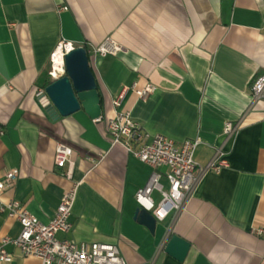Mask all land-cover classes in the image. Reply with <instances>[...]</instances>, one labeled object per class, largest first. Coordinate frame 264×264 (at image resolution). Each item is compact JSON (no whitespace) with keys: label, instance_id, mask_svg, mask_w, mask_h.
<instances>
[{"label":"crops","instance_id":"obj_1","mask_svg":"<svg viewBox=\"0 0 264 264\" xmlns=\"http://www.w3.org/2000/svg\"><path fill=\"white\" fill-rule=\"evenodd\" d=\"M61 39L87 49L99 120L81 109L51 120L35 97L50 80L49 55ZM105 39L120 50L94 55ZM259 75L264 0H0V177L17 172L1 199L50 221L70 187L54 164L62 142L72 149L73 180L80 184L71 229L57 238L116 243L127 264H264V236L251 232L264 228V104L250 97ZM133 83L155 89L142 100ZM123 87L129 89L121 109L147 133L176 143L199 137L198 163L215 148L228 163L204 177L170 228L172 213L153 233L133 219L135 192L151 168L112 145L105 127ZM225 122L238 126L233 138L223 135ZM151 196L160 199L156 190ZM18 232L19 224L0 213V240ZM173 233L190 244L183 261L164 251ZM6 250L13 258L0 264H40L11 245Z\"/></svg>","mask_w":264,"mask_h":264},{"label":"built area","instance_id":"obj_2","mask_svg":"<svg viewBox=\"0 0 264 264\" xmlns=\"http://www.w3.org/2000/svg\"><path fill=\"white\" fill-rule=\"evenodd\" d=\"M75 47L76 45L70 41L63 39L58 41L49 55L50 80L65 74L64 56ZM119 50L120 46L111 39H105L92 48L93 54L99 56L115 55ZM130 88L142 100L155 89L150 84L138 89L135 83ZM128 89L123 87L111 100L114 114L104 120L105 127L112 145H121L151 168L147 181L136 190L134 198L138 207L149 212L156 222L164 221L172 213L168 225L170 228L185 210L189 198L204 177L227 167L225 153L220 148H215L211 158L200 164L195 159V152L201 144L199 137L176 143L160 134L150 135L129 111L121 109L122 100ZM43 95L44 89L36 91L35 97L39 103ZM250 97L252 102L260 101L264 104V75H259L252 81ZM222 132L225 137L233 138L238 132V126L232 122H225ZM54 164L60 168L61 175L70 181V187L62 194L52 219L47 223L39 221L19 201L1 199L3 192L13 187L17 176L16 170H10L0 177V213H4L19 224V232L15 237L6 236L0 240V261L12 260V253L6 250V246L11 245L21 257H34L40 264H127L116 243L84 241L76 243L57 238V233H66L71 229L69 217L80 182L73 180L75 161L72 159V149L65 143H56ZM161 178L166 180L167 187L162 185ZM154 190L160 194L158 202L151 196ZM251 232L255 236H264L262 227L254 228Z\"/></svg>","mask_w":264,"mask_h":264},{"label":"water","instance_id":"obj_3","mask_svg":"<svg viewBox=\"0 0 264 264\" xmlns=\"http://www.w3.org/2000/svg\"><path fill=\"white\" fill-rule=\"evenodd\" d=\"M65 74L50 80L44 87L40 107L51 120L69 116L80 109L92 120L101 116V97L97 90L95 76L90 67L89 55L84 46H76L64 56ZM133 219L145 226L151 233L156 227L155 218L146 210L137 208ZM190 244L172 234L165 245V253L183 261Z\"/></svg>","mask_w":264,"mask_h":264},{"label":"trees","instance_id":"obj_4","mask_svg":"<svg viewBox=\"0 0 264 264\" xmlns=\"http://www.w3.org/2000/svg\"><path fill=\"white\" fill-rule=\"evenodd\" d=\"M48 83H50V80L47 78L46 81H45V83H44V87H45Z\"/></svg>","mask_w":264,"mask_h":264},{"label":"rangeland","instance_id":"obj_5","mask_svg":"<svg viewBox=\"0 0 264 264\" xmlns=\"http://www.w3.org/2000/svg\"><path fill=\"white\" fill-rule=\"evenodd\" d=\"M45 78H46V76H45Z\"/></svg>","mask_w":264,"mask_h":264}]
</instances>
